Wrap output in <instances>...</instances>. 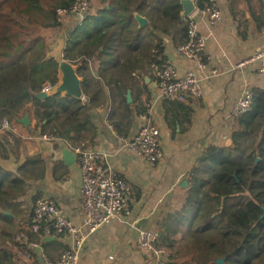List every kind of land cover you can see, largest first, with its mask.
<instances>
[{
    "label": "crops",
    "instance_id": "crops-1",
    "mask_svg": "<svg viewBox=\"0 0 264 264\" xmlns=\"http://www.w3.org/2000/svg\"><path fill=\"white\" fill-rule=\"evenodd\" d=\"M217 1L223 14L222 22L211 31L205 21L199 20V30L208 38L205 61L217 68L220 75L203 82L200 101L188 98L181 102L183 109L165 107L159 96L157 75L152 69L153 64L163 63L174 65L180 74L195 68L193 61L176 50L177 44L186 40V18L175 29L162 31L141 17L147 23H137L133 28L136 43L135 48L128 51L131 63L121 58L114 68L113 82L103 88L108 98L106 102L93 105L85 93L81 99L89 107L95 133L88 137L82 135L79 141H63L58 136L56 140L46 141L37 137L34 129L39 121L34 115V102L30 103L28 112L12 122L17 125L16 133L1 129V124L0 140L4 137L13 144L15 154L9 152L10 158L4 160L1 151L0 167L16 173L27 158H37V164L30 167L34 178L28 181L26 194L15 199L9 210L0 209L5 217L0 219V251L13 255L12 264L57 261L72 242L69 238L38 235L28 229L35 221L33 204L36 198H49L76 225L83 224L81 171L73 151L80 143L86 149L106 152L107 163L121 178L134 185L136 199L126 221L113 220L90 235L79 264H158L156 255L138 247L139 233L151 231L159 236L167 215L175 212L186 197L199 158L212 146L230 145L234 121L226 123L224 118L230 115L242 91L245 88L264 90V77L259 74L261 61L239 66L259 53L264 54V0ZM65 22L69 23L66 27L69 32L77 24L76 20ZM66 30L56 40L53 37L48 47L55 45ZM97 65L95 61L92 72L99 78ZM55 82H59V77ZM116 82L122 88L117 87ZM122 94L131 105L129 118L121 116L123 106L120 102L113 103ZM146 103L154 104L155 122L161 131L164 149V159L155 166L124 147L126 141L139 132L138 113ZM27 118L28 125H25L22 121ZM112 119L120 124L126 140L118 137ZM14 137L21 139L18 147ZM19 235L24 239L19 240ZM32 242L39 246L33 247Z\"/></svg>",
    "mask_w": 264,
    "mask_h": 264
},
{
    "label": "trees",
    "instance_id": "trees-1",
    "mask_svg": "<svg viewBox=\"0 0 264 264\" xmlns=\"http://www.w3.org/2000/svg\"><path fill=\"white\" fill-rule=\"evenodd\" d=\"M74 1L0 0V126L18 120L34 102L37 137L55 134L63 141H79L82 135L95 133L89 107L81 99L60 93L38 98L44 85L55 83L59 74L58 62L48 57L52 38L56 40L67 27L57 21V11ZM87 1L89 13L83 25L70 30L64 59L77 66L90 103L102 105L108 99L103 88L113 82L114 68L121 58L131 63L128 51L135 48L133 28L138 18L169 31L182 24L183 6L181 0ZM207 1H195L197 8L203 9ZM184 30L187 35L188 24ZM95 61L99 78L92 72ZM116 86L122 88L118 82ZM252 91L253 107L235 119L231 144L204 152L186 197L164 220L158 246L170 253L171 264H264V90ZM116 101L123 106L121 116L129 118L131 105L124 95ZM164 105L184 108L181 102L164 101ZM111 124L119 138L127 139L116 120ZM20 143L14 137L17 147ZM75 146L86 149L82 143ZM13 148L3 137L1 158L8 160L9 152L15 154ZM36 160L27 158L16 173L0 167V209L9 210L26 194ZM4 218L0 211V219ZM12 260L11 253L0 251V264Z\"/></svg>",
    "mask_w": 264,
    "mask_h": 264
},
{
    "label": "built area",
    "instance_id": "built-area-1",
    "mask_svg": "<svg viewBox=\"0 0 264 264\" xmlns=\"http://www.w3.org/2000/svg\"><path fill=\"white\" fill-rule=\"evenodd\" d=\"M89 13L87 0H75L67 9L57 11V21L76 20L82 25ZM223 19L222 11L217 0H208L203 9L196 10L186 18L188 24L187 39L177 44V53L193 61L196 65L191 71L180 74L170 63L153 64L152 69L157 75L159 96L162 101L186 102L188 98L200 101L203 98V82L212 79L220 72L205 61L208 38L199 30V20L205 21L209 30H214ZM254 60L261 61L259 74L264 77V54L259 53L239 66ZM55 83L44 85L42 92L47 93ZM110 90V89H109ZM254 94L250 88H245L233 109L224 122L231 123L242 117L253 107ZM140 129L124 147L156 165L164 159V149L161 143V131L155 122L154 104L146 103L144 109L138 113ZM3 130L16 133L17 125L9 121L2 124ZM43 140H56L54 134L44 135ZM126 140V139H123ZM74 153L80 165L81 190L80 203L85 212L82 225H76L67 218L62 209L49 198L38 197L33 204L34 223L28 228L38 235L53 236L55 238L71 239V244L61 254L57 261L48 264H79L84 246L90 235L96 233L103 226L113 220L126 221L132 213V205L136 199L134 185L121 178L107 163V153L100 149H85L75 146ZM19 240L24 237L19 235ZM33 247L38 243L32 242ZM138 247L151 252L158 258V264H171L170 253L158 246V235L151 231H141L138 236Z\"/></svg>",
    "mask_w": 264,
    "mask_h": 264
},
{
    "label": "water",
    "instance_id": "water-1",
    "mask_svg": "<svg viewBox=\"0 0 264 264\" xmlns=\"http://www.w3.org/2000/svg\"><path fill=\"white\" fill-rule=\"evenodd\" d=\"M181 4L183 6L182 15L184 18L189 17L197 8L195 0H181ZM138 21L140 25L147 23V21L145 19H141V17L138 18ZM67 30L58 38L55 45L48 47V57L55 59L59 64V82L54 84V87L47 93L42 92L38 97L40 99H46L56 93L68 95L76 99H82L84 96L82 88L83 81L78 76L77 66L64 59V49L69 35V31ZM22 122L25 125H28V118Z\"/></svg>",
    "mask_w": 264,
    "mask_h": 264
},
{
    "label": "rangeland",
    "instance_id": "rangeland-1",
    "mask_svg": "<svg viewBox=\"0 0 264 264\" xmlns=\"http://www.w3.org/2000/svg\"><path fill=\"white\" fill-rule=\"evenodd\" d=\"M64 24L68 25L69 23L68 22H64ZM64 31V30H63ZM55 37V36H54Z\"/></svg>",
    "mask_w": 264,
    "mask_h": 264
}]
</instances>
